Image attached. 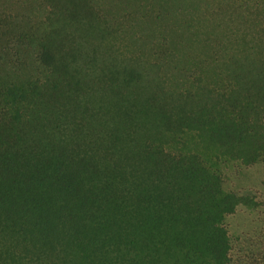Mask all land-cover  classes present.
Masks as SVG:
<instances>
[{
    "label": "trees",
    "instance_id": "trees-1",
    "mask_svg": "<svg viewBox=\"0 0 264 264\" xmlns=\"http://www.w3.org/2000/svg\"><path fill=\"white\" fill-rule=\"evenodd\" d=\"M257 166L264 0H0V264H264Z\"/></svg>",
    "mask_w": 264,
    "mask_h": 264
},
{
    "label": "rangeland",
    "instance_id": "rangeland-1",
    "mask_svg": "<svg viewBox=\"0 0 264 264\" xmlns=\"http://www.w3.org/2000/svg\"><path fill=\"white\" fill-rule=\"evenodd\" d=\"M241 183L245 193L254 195L258 207L256 212L246 208L238 209L228 219V229L232 238L243 241L245 249H248V241L245 240L256 235V232L259 234L264 228V166L248 170Z\"/></svg>",
    "mask_w": 264,
    "mask_h": 264
}]
</instances>
